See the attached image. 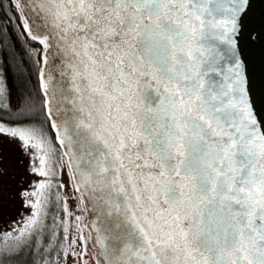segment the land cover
I'll return each instance as SVG.
<instances>
[{"label": "snow or ice", "instance_id": "obj_1", "mask_svg": "<svg viewBox=\"0 0 264 264\" xmlns=\"http://www.w3.org/2000/svg\"><path fill=\"white\" fill-rule=\"evenodd\" d=\"M10 4L27 37L42 46L43 99L39 108L31 100L18 107L22 118L11 126L0 122V136L18 141L31 171L46 180L31 192L37 199L25 204L27 218L3 233L0 264L40 251L62 168L79 193L74 198L87 199L96 215L94 238L74 217L79 236L65 257L88 264L92 238L100 246L95 264H264V117L238 46L250 0ZM26 8L42 22L30 24ZM249 39L256 41L255 32ZM52 41L66 58L59 86L44 70ZM55 197L72 216L67 199L59 191ZM56 238L52 231L41 255L55 249Z\"/></svg>", "mask_w": 264, "mask_h": 264}, {"label": "trees", "instance_id": "obj_2", "mask_svg": "<svg viewBox=\"0 0 264 264\" xmlns=\"http://www.w3.org/2000/svg\"><path fill=\"white\" fill-rule=\"evenodd\" d=\"M0 2L3 3V8H0V73L5 92V98L0 99V105H7L6 108L0 107V122L13 124L18 118H22L19 117L17 109L23 107L26 101L31 100L36 108L41 106L43 97L38 74L42 65L37 64L36 61L41 59L43 49L27 37L19 14L10 4V0H0ZM48 134L53 138L55 136L51 131ZM53 143H55L54 139ZM60 154L62 155V152ZM73 195L77 197L79 193L73 192ZM54 201V213L49 221L52 225L47 228L45 235L49 237L52 231L57 233L55 249L41 255L43 247L40 246V251L35 255L31 252L23 253L20 264H44L45 259L49 264H53L54 261H58V264L63 263L66 241L61 239L63 230L57 224V217L61 220L63 215L62 203L57 202L56 197ZM83 206L85 207L84 202ZM85 216L87 223V213ZM61 244L64 248L60 247ZM68 251L71 252V249Z\"/></svg>", "mask_w": 264, "mask_h": 264}, {"label": "rangeland", "instance_id": "obj_3", "mask_svg": "<svg viewBox=\"0 0 264 264\" xmlns=\"http://www.w3.org/2000/svg\"><path fill=\"white\" fill-rule=\"evenodd\" d=\"M0 84L4 88L1 73H0ZM5 98V92L0 96V99ZM6 126L12 124L5 123ZM29 153H34L37 157L43 155L42 152L29 149ZM61 155L57 153V156ZM54 162V161H53ZM34 166L39 168V159L34 161ZM45 177L37 175L30 169V155L26 154L25 151L19 146V142L14 139H9L6 136H0V243L3 242V233L10 231L14 222L22 223L31 212L30 208L25 207L28 202H34L37 197L31 196V192L36 191V185L38 182L45 181ZM58 184H64L63 189H58ZM73 185L69 178V174L66 168H62L57 172V177L53 180V187L49 194L48 203V216L46 218V226L50 228L52 223L49 221L53 217L54 206H55V193L59 191L60 195L67 199L69 211L73 214L72 216L65 217L64 213L61 220L66 221V226L69 228L68 241L65 243V247L71 242L74 237H78L77 223L74 219L75 216H81L82 222H80V228L83 229V235L89 236V231L84 220L82 211L78 200L73 195ZM27 191L28 196H22L21 193ZM62 203V202H61ZM57 217V224L60 229L63 230L64 224ZM48 236L44 234L39 238L40 244L36 247L40 248L42 245L48 243ZM88 252L86 260L88 264H95L96 250L92 245L91 238L87 239ZM81 250V241L77 238L75 245V251ZM31 252V250H25L23 253ZM21 258V257H20ZM62 264H80L79 257L72 256L69 254L63 259Z\"/></svg>", "mask_w": 264, "mask_h": 264}, {"label": "water", "instance_id": "obj_4", "mask_svg": "<svg viewBox=\"0 0 264 264\" xmlns=\"http://www.w3.org/2000/svg\"><path fill=\"white\" fill-rule=\"evenodd\" d=\"M31 3V0H29ZM251 7L247 12V15L243 18L241 33L238 37V46L243 53V57L247 62V74L250 81V87L252 88L256 100L258 114L264 117V0H250ZM25 15L29 19L30 24H40L42 21L25 9ZM255 32L257 35L256 41L249 39V33ZM53 46L50 47L47 54L48 64L44 66L46 75L51 73L54 77L53 83L59 86L57 82L63 83L60 78V71L66 64V58L60 53L55 46V42L52 41ZM66 159V158H65ZM72 183V182H71ZM80 208L86 209L82 211L84 220L87 223L88 231L92 232V237L96 236V233L92 231V222L96 219L95 210L88 200L85 199L84 205L78 200ZM93 247L96 249V255L100 251V246L94 244V240L91 238Z\"/></svg>", "mask_w": 264, "mask_h": 264}]
</instances>
